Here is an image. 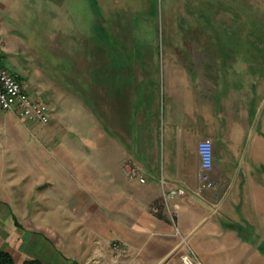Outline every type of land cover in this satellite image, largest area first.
<instances>
[{
	"label": "crops",
	"instance_id": "obj_1",
	"mask_svg": "<svg viewBox=\"0 0 264 264\" xmlns=\"http://www.w3.org/2000/svg\"><path fill=\"white\" fill-rule=\"evenodd\" d=\"M9 10L0 0V60L51 120L0 106V152H22L0 160L1 249L19 263L184 264L191 247L203 264H264V73L239 42L248 34L179 32L183 45L201 42L168 47L163 64L122 58L144 50L109 52L105 42L84 104L47 73V48ZM204 138L214 142L215 185L200 190ZM180 187L186 194L165 198Z\"/></svg>",
	"mask_w": 264,
	"mask_h": 264
},
{
	"label": "rangeland",
	"instance_id": "obj_2",
	"mask_svg": "<svg viewBox=\"0 0 264 264\" xmlns=\"http://www.w3.org/2000/svg\"><path fill=\"white\" fill-rule=\"evenodd\" d=\"M5 2L9 5L8 13L14 15L16 19L15 26L18 30L28 33L36 42L40 40L47 48L45 53L47 73L63 85L69 81L84 104L87 79L93 78L91 76L93 73L95 77L102 73V47L105 42L109 52H113L116 47L144 50L142 55H121L122 58L135 57L146 62L145 58L149 55V58H153L152 63L163 64L168 47L179 45L196 47L201 42L197 39L183 45L184 40L179 38L181 36L179 32L237 30L238 16L247 24L254 26V23L258 22L264 28V0H5ZM67 60L68 63L64 62ZM90 65L96 71H90L91 75L88 77ZM63 126L70 133L71 127L67 124ZM63 133L60 135L64 136ZM55 138L59 139V134H56ZM76 141L86 140L79 135L76 136ZM44 151L48 158L57 159L63 155L61 151ZM21 155L22 152L17 150L4 151L0 152V160L21 159ZM38 201L45 203V200L37 199V207ZM9 215L5 213L10 223ZM18 219L22 220V215Z\"/></svg>",
	"mask_w": 264,
	"mask_h": 264
},
{
	"label": "built area",
	"instance_id": "obj_3",
	"mask_svg": "<svg viewBox=\"0 0 264 264\" xmlns=\"http://www.w3.org/2000/svg\"><path fill=\"white\" fill-rule=\"evenodd\" d=\"M0 106L7 110H17L19 114L26 119L48 123L51 120V110L47 103L33 97L24 84L7 68L0 60ZM210 142L211 144V160L210 167L204 166V156L201 155L200 145ZM198 150L201 158L200 172V190L206 187L215 185L211 172L214 166V142L212 138H204L198 144ZM132 175L138 174L137 167L132 168ZM145 181V177H141ZM185 188H172L165 190L164 196L166 199L174 198L178 195L186 194ZM112 248L118 255H127L129 252L128 246L122 241H113ZM181 259L184 264H203L202 260L196 255L191 247L182 251Z\"/></svg>",
	"mask_w": 264,
	"mask_h": 264
},
{
	"label": "trees",
	"instance_id": "obj_4",
	"mask_svg": "<svg viewBox=\"0 0 264 264\" xmlns=\"http://www.w3.org/2000/svg\"><path fill=\"white\" fill-rule=\"evenodd\" d=\"M236 23L239 27L237 30L240 33L248 34L249 37L240 38L239 42L245 48H248L249 55L255 58L257 67L260 72L264 73V28L261 24L254 23V26L243 22L242 18L236 17ZM216 31V30H215ZM218 31V30H217ZM262 42L263 44H260ZM249 56V57H250ZM65 60L67 58H64ZM68 63L69 61H64ZM68 66V65H67ZM69 83V81H68ZM0 264H43L40 259L31 258L25 260L23 263H19L14 258L13 254L10 251L0 248Z\"/></svg>",
	"mask_w": 264,
	"mask_h": 264
},
{
	"label": "clouds",
	"instance_id": "obj_5",
	"mask_svg": "<svg viewBox=\"0 0 264 264\" xmlns=\"http://www.w3.org/2000/svg\"><path fill=\"white\" fill-rule=\"evenodd\" d=\"M201 155L204 156V166L210 167V160H211V144L210 142H205L200 145Z\"/></svg>",
	"mask_w": 264,
	"mask_h": 264
}]
</instances>
